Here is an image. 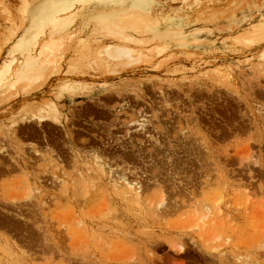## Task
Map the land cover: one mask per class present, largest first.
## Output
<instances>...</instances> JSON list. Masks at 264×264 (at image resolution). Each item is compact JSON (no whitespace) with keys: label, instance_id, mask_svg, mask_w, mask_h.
<instances>
[{"label":"rangeland","instance_id":"rangeland-1","mask_svg":"<svg viewBox=\"0 0 264 264\" xmlns=\"http://www.w3.org/2000/svg\"><path fill=\"white\" fill-rule=\"evenodd\" d=\"M0 264H264V0H0Z\"/></svg>","mask_w":264,"mask_h":264},{"label":"bare ground","instance_id":"bare-ground-1","mask_svg":"<svg viewBox=\"0 0 264 264\" xmlns=\"http://www.w3.org/2000/svg\"><path fill=\"white\" fill-rule=\"evenodd\" d=\"M133 12V11H132ZM135 13V12H134ZM135 14H136V16H135ZM135 14H130V15H128L125 19H124V21L128 24V23H130L131 24V26H129L130 28H137V27H140V26H142L143 25V22H144V16H142V15H140L139 16V14L138 13H135ZM138 15V16H137ZM143 18V19H142ZM98 23L101 25V29H103V31L105 30L106 31V33H108V35H111V36H114V37H116V34H113V32H112V30L110 29V28H108L107 26H109V24H108V21L106 20V19H104V18H99L98 19ZM129 24V25H130ZM145 24H146V22H145ZM107 25V26H106ZM144 27V25L141 27V28H143ZM138 30H139V28H138ZM104 31V32H105ZM116 38H118V40H122L123 41V39H120V36L118 35V37H116ZM125 38H127V37H125ZM124 40H126V39H124ZM117 41V40H116ZM134 42V41H133ZM112 44V43H111ZM108 45V46H106V47H103L102 49H100V50H98L97 51V54H99V56H101V55H103L102 56V58L104 57L105 59H112L113 61H115L114 59H125V61L127 60H130L131 59V53H132V50H131V48H129V47H127V46H124V45H120V46H117V44L116 45ZM96 57V56H95ZM100 60H102V59H100ZM104 60V59H103ZM107 61V60H106ZM105 61V62H106ZM118 61H120V60H118ZM108 62H109V60H108ZM121 62V61H120ZM86 64V63H85ZM86 65H88V64H86ZM105 65V64H104ZM107 65V64H106ZM110 65V64H109ZM116 65V64H115ZM107 73V72H106ZM110 74H112V73H110ZM65 89V88H64ZM57 100V99H56ZM25 105V104H24ZM52 107H53V105H52ZM48 108H49V106H48ZM54 108V107H53ZM23 109V108H22ZM52 109V108H51ZM42 111V110H41ZM52 111V110H51ZM56 117V116H55ZM37 118V117H36ZM38 120H40V118H38ZM50 120V119H49ZM29 123V122H28ZM140 125V124H139ZM142 125V124H141ZM140 125V126H141ZM143 127V126H142ZM145 130V129H144ZM138 131V130H137ZM15 200V199H14ZM25 200V199H24ZM164 206V205H163ZM21 214V213H20ZM26 232V231H25Z\"/></svg>","mask_w":264,"mask_h":264}]
</instances>
